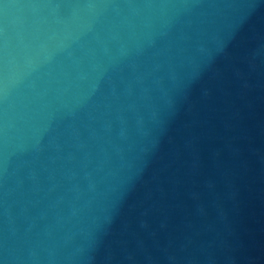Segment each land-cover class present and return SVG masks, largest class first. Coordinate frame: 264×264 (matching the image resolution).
Wrapping results in <instances>:
<instances>
[{"label":"water","instance_id":"1","mask_svg":"<svg viewBox=\"0 0 264 264\" xmlns=\"http://www.w3.org/2000/svg\"><path fill=\"white\" fill-rule=\"evenodd\" d=\"M0 264H264V0H0Z\"/></svg>","mask_w":264,"mask_h":264}]
</instances>
